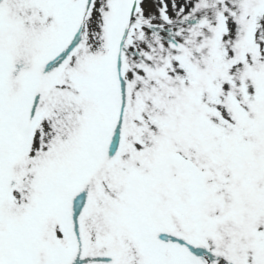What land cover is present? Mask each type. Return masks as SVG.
<instances>
[{"label": "snow or ice", "instance_id": "6c2138e0", "mask_svg": "<svg viewBox=\"0 0 264 264\" xmlns=\"http://www.w3.org/2000/svg\"><path fill=\"white\" fill-rule=\"evenodd\" d=\"M0 264H264V0H0Z\"/></svg>", "mask_w": 264, "mask_h": 264}]
</instances>
